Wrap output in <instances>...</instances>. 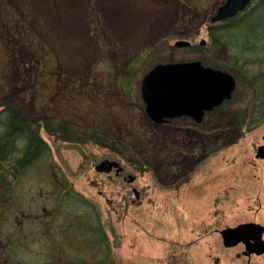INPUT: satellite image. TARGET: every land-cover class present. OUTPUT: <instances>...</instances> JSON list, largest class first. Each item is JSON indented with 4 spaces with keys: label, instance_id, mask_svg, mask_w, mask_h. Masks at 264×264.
Wrapping results in <instances>:
<instances>
[{
    "label": "rangeland",
    "instance_id": "rangeland-1",
    "mask_svg": "<svg viewBox=\"0 0 264 264\" xmlns=\"http://www.w3.org/2000/svg\"><path fill=\"white\" fill-rule=\"evenodd\" d=\"M224 1L0 0V111L31 119L48 146L31 161L26 139H0V264H264L220 235L264 227V61L244 56V77L236 47L209 50L207 25ZM259 4L235 20L257 22ZM187 59L227 61L236 79L192 142L150 124L140 93L153 66ZM6 130L0 123V138ZM107 151L132 163L129 184L95 172Z\"/></svg>",
    "mask_w": 264,
    "mask_h": 264
},
{
    "label": "water",
    "instance_id": "water-1",
    "mask_svg": "<svg viewBox=\"0 0 264 264\" xmlns=\"http://www.w3.org/2000/svg\"><path fill=\"white\" fill-rule=\"evenodd\" d=\"M251 1L252 0H225L224 3L220 5L216 9L215 13L211 16L210 22L214 24L216 22L230 19L245 9ZM202 44H204L203 41ZM189 45L190 42L187 40H177L174 43V46L176 47H187ZM197 66L198 63H183L179 65L157 64L143 76L141 90L143 97L149 99V103L147 102L146 111L155 114L156 121H161L163 116L167 115V113L170 114L171 111L173 114L183 113L182 110H179L182 108V105L179 102L178 105L171 100L177 99V97H180L182 94V90H178V88L171 82V79L173 78L174 74L177 73L183 76L194 73L198 70L195 69ZM203 72H198L200 75L198 76V80L201 81L195 82L191 80L193 82L192 89L194 90L193 94L189 95V98L192 97L196 100L195 104L199 102V106L197 107V113H199L197 114V121L200 120L204 108L211 109L214 106L220 105L224 99L230 98L232 91V89L227 88L225 85L227 84V80L225 79L227 75L223 74L219 76L216 75V72L212 70H203ZM227 78H229V76ZM212 82L214 85L210 86ZM204 85H207V87L210 88L208 94L204 92ZM202 86L203 91L201 90ZM201 92H204L206 96H203ZM200 97L202 99L204 98L205 102H203L202 99L199 100ZM256 157L264 159V145H260L257 148ZM113 164L117 166L119 165L116 162ZM95 168L100 171L98 166ZM120 169L121 167L119 170ZM106 171H108V169ZM133 179L134 178L131 175L128 176V181H132ZM263 233L264 227L262 225L251 222L238 224L235 227H228L220 231L222 244L224 247H233L238 243H243L246 245L243 255L247 256L251 254L260 255L264 253V240L262 239Z\"/></svg>",
    "mask_w": 264,
    "mask_h": 264
},
{
    "label": "flooded vegetation",
    "instance_id": "flooded-vegetation-1",
    "mask_svg": "<svg viewBox=\"0 0 264 264\" xmlns=\"http://www.w3.org/2000/svg\"><path fill=\"white\" fill-rule=\"evenodd\" d=\"M243 11L244 10H242L241 12H243ZM241 12H239V13H241ZM230 19H227V20H224V21H221V22H216L214 24L211 23L210 19H209V23L207 25L208 32H209L210 28L217 27L218 26L217 24H219V23H227ZM219 27H222V26H219ZM165 38L166 37L162 38V40H164ZM200 44L204 45L202 43H200ZM190 45H191V42H190ZM183 63H198V66L195 68L196 70L197 69L198 70L195 71L194 73H190V74H187V75H184V76L179 74V73H177V74H174L173 78L171 79V82L178 88V90H180V89L182 90L181 96L180 97L178 96L179 98L177 97V99H171V100L174 101L176 104H178V102H179L182 105V108H180L179 110H182L183 113L173 114L172 111H171L170 114L167 113V115H164L161 121H156L155 120V114L146 111V106H147V102L149 103V99H146V98L143 97V93H142L141 87H140V93H141V99H142V101L144 103L143 109H144V112H145V114H146V116L148 118V122L150 124H152L153 126L161 127V128H172V129L177 131L176 135H179L181 137H186L187 136V138H185V139H191L190 142H192V139H193L194 135L196 133H201V132H199L197 130V128L203 127V126H206V127L209 126L210 120H207L208 116L213 114V111L215 109L219 108L223 103H225L227 101H230L232 99V97L234 95V92H235V88H236V79L228 71V69H232V68H231L230 63H228L227 61L223 62V66L225 68L216 67V66L213 67L212 65L205 64L202 59H190V60L187 59V60L180 61V62L179 61L165 62V63H162V64L179 65V64H183ZM201 69L206 70V71L212 70V71L216 72V75H219V76L223 75V74L227 75L226 78H225L227 80L226 81L227 84H225V85H226L227 88L232 89V91H231L230 98L229 99H224L221 102L220 105L214 106L211 109L204 108L203 111H202L200 120L197 121V117H198L197 114H199V113H197V107L199 106V102H197V104H195L196 100L193 99L192 97L189 98V95L193 94V90H194V89H192V86H193V82L192 81H195V82L201 81V80H198V76H200L198 72H203V70H201ZM143 76H142V78H143ZM185 76H187V77H185ZM228 76H229V78H227ZM141 84H142V81H141ZM211 85H214V83L212 82L210 84V86ZM201 90L203 91V86H202ZM209 90H210V88H208L207 85L206 86L204 85V92L208 94ZM204 92H201V94L203 96H206ZM201 99L202 98L200 97L199 100H201ZM202 101L205 102V99L203 98ZM173 109H175V108H173ZM189 111H190V113H189ZM175 112H177V111H175ZM259 117H260V115H259ZM188 145L189 144L185 143V144L180 145V147H178V148H174L172 146L171 147V150H172L171 157H172V159H174L173 155L176 156V159H177V157L186 156L187 155L186 151L189 149ZM111 148H112V146H111ZM192 151H194V149ZM107 152L105 153L103 158H101L100 161L94 166L95 172H97L100 175L106 176L108 178L109 182H112L113 180L121 179L123 182H127L129 184L127 178L131 174L128 173V169H129V172H132V170H130V169H132V167H131L132 163L126 164V166L124 167L123 164L121 163V161H122L121 159H119L120 161L116 160V155L114 154V152H108L109 154ZM171 157H166L165 160L168 159L169 162H170ZM114 162L118 163L119 165L118 166L114 165L113 164ZM96 166H98L100 171H98L95 168ZM120 167H121V169L119 170ZM107 169H108V171H106ZM171 171H173V169H171ZM99 192L101 193L102 191L99 190ZM132 192H133V194H134V196L136 198L140 197V194H139L140 192H139V190H137V188L133 187L132 188ZM241 244L244 246V250L241 252L243 254V252L246 249V247H245L246 245L243 244V243H241Z\"/></svg>",
    "mask_w": 264,
    "mask_h": 264
},
{
    "label": "trees",
    "instance_id": "trees-1",
    "mask_svg": "<svg viewBox=\"0 0 264 264\" xmlns=\"http://www.w3.org/2000/svg\"><path fill=\"white\" fill-rule=\"evenodd\" d=\"M264 2V0H262ZM259 9L256 12H262L261 15L262 17H257V22H249L251 23L250 25H247V19L251 18L253 14L251 15H244L242 18L239 20H235V16L232 17L228 22L229 24H226L225 26L222 27H215V28H210L208 35H209V50L213 49L215 47H218L222 44H226L227 46H232L237 48V54L235 58H238L234 60L236 62V70L239 72L241 75L244 77H248L247 71L243 70L240 66L242 65V59L244 56L252 55L250 58L247 60L250 61V59L254 61H259L262 59L264 61V5L261 6L259 4ZM262 10V11H261ZM90 12V10H89ZM260 15V16H261ZM237 16V15H236ZM244 28L245 33L242 34L240 31L241 29ZM164 40L160 39L155 46H159L162 44ZM251 53V54H249ZM242 57V58H241ZM232 59V58H231ZM239 60V61H238ZM233 62V61H232ZM231 64V63H230ZM259 80L256 82H259L261 85V81L264 79V74H260ZM250 76V75H249ZM251 76L253 77L252 73ZM251 79L256 80V76H254ZM263 77V79H262ZM250 78V77H249ZM261 79V80H260ZM255 88V86H254ZM260 92V91H259ZM2 99L0 100V106ZM261 111L260 115L263 119L264 117V96L263 100H261ZM4 113L6 115L5 120H0V123H3L5 127L7 128L4 136L0 138L3 141H6L7 143L10 140V137H14L15 139H19V137H22L26 139L27 141V146L26 149L24 150L27 157L32 161L35 157L37 158L44 152H46L48 146L46 143L41 139L38 133V129H29V125L33 121L31 119L27 118L25 115H23L21 112L15 110V109H8V110H3L0 111V114ZM48 121H45L47 123ZM68 129V128H65ZM62 130H59V133H61ZM94 137L91 136V139ZM3 145L2 142L0 141V151H2ZM35 158V159H36ZM27 163L29 162L28 160L26 161ZM24 162V164L26 163Z\"/></svg>",
    "mask_w": 264,
    "mask_h": 264
},
{
    "label": "crops",
    "instance_id": "crops-1",
    "mask_svg": "<svg viewBox=\"0 0 264 264\" xmlns=\"http://www.w3.org/2000/svg\"><path fill=\"white\" fill-rule=\"evenodd\" d=\"M140 31H142V30H140Z\"/></svg>",
    "mask_w": 264,
    "mask_h": 264
}]
</instances>
